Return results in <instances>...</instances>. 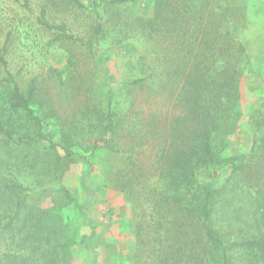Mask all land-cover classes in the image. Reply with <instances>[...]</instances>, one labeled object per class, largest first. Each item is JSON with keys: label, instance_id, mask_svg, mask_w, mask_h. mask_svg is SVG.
Segmentation results:
<instances>
[{"label": "rangeland", "instance_id": "obj_1", "mask_svg": "<svg viewBox=\"0 0 264 264\" xmlns=\"http://www.w3.org/2000/svg\"><path fill=\"white\" fill-rule=\"evenodd\" d=\"M80 1L85 8L71 0H0V52L23 89L32 83L38 86L41 106L34 108L41 110V118L48 117L47 138L69 162L61 182L55 174L45 178L44 168L55 154L44 142H32L34 123L0 152V264H131L140 250L135 224L150 208L149 194L159 192L154 178L143 181L133 197L118 191L116 173L128 163L122 154L93 149L102 134L98 112L105 108L108 95L124 114L126 134L133 131L138 136L135 157L148 169L154 146L140 138L146 136L144 123L154 117L169 122L182 111L176 88L163 85L158 75L148 77L153 70L159 72L148 39L133 38L137 33L126 31L130 39L121 42L125 21L151 17L153 2L137 0L106 9L103 4L98 8L100 0ZM246 4L248 27L242 41L249 64L238 106L220 138L224 154L249 152L250 116L264 106V0ZM60 27L80 41L62 39ZM143 78L147 81L137 83ZM7 88L9 77L0 64L2 109L7 107ZM51 111L57 120L50 118ZM65 136L74 140L73 147L68 148ZM0 141H5L2 134ZM230 172L225 166L206 168L198 178L215 189ZM63 187L71 194L68 205ZM37 220L42 233L33 226Z\"/></svg>", "mask_w": 264, "mask_h": 264}, {"label": "trees", "instance_id": "obj_2", "mask_svg": "<svg viewBox=\"0 0 264 264\" xmlns=\"http://www.w3.org/2000/svg\"><path fill=\"white\" fill-rule=\"evenodd\" d=\"M71 1L85 8L80 0ZM136 1L100 0L97 5L117 8ZM151 1V17L126 20L121 42L130 39L126 31L136 32L133 38L148 39L159 65V72L153 70L148 77L158 75L163 85L176 88L182 111L169 122L154 117L144 123L146 136L140 138L154 146L148 157L150 169L135 157L138 136L133 131L126 134L128 123L112 95L98 112L102 134L93 146L95 151L107 149L122 154L128 163L116 173L118 191L133 197L143 181L153 178L160 187L158 193L149 194L146 201L150 208L135 224L140 250L131 264H264V106L250 116L253 142L247 154H224L220 140L238 106L241 81L249 64L242 41L248 27L246 0ZM98 28L104 36L103 27ZM57 29L63 31L62 39L80 41L62 27ZM0 64L9 77L7 107H0V134L5 136L0 152L34 123L37 132L29 136L32 142H44L55 154L44 168V176L49 179L55 174L61 182L69 162L62 159L57 144L47 138L48 117L41 118V110L34 108L41 106L38 86L32 83L23 89L1 52ZM146 81L143 78L137 83ZM50 118L57 120L53 111ZM124 137L130 138L120 142ZM64 139L68 148L74 146L72 138ZM221 166L231 172L219 187L200 183L198 175L203 169ZM60 190L68 205L70 192L65 187ZM33 226L43 232L40 220Z\"/></svg>", "mask_w": 264, "mask_h": 264}]
</instances>
